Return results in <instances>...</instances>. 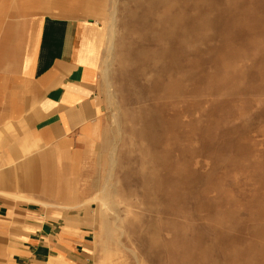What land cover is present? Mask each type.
I'll return each mask as SVG.
<instances>
[{
	"label": "rangeland",
	"instance_id": "1",
	"mask_svg": "<svg viewBox=\"0 0 264 264\" xmlns=\"http://www.w3.org/2000/svg\"><path fill=\"white\" fill-rule=\"evenodd\" d=\"M32 1L104 30L102 117L48 200L92 264H264V0Z\"/></svg>",
	"mask_w": 264,
	"mask_h": 264
},
{
	"label": "crops",
	"instance_id": "2",
	"mask_svg": "<svg viewBox=\"0 0 264 264\" xmlns=\"http://www.w3.org/2000/svg\"><path fill=\"white\" fill-rule=\"evenodd\" d=\"M18 5L0 0V264H92L90 219L48 200L102 117L104 30Z\"/></svg>",
	"mask_w": 264,
	"mask_h": 264
}]
</instances>
